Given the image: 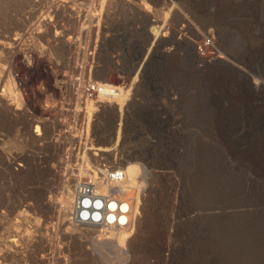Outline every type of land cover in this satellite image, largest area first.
Here are the masks:
<instances>
[{
	"label": "rangeland",
	"instance_id": "obj_1",
	"mask_svg": "<svg viewBox=\"0 0 264 264\" xmlns=\"http://www.w3.org/2000/svg\"><path fill=\"white\" fill-rule=\"evenodd\" d=\"M74 1L103 9L98 39L76 42L95 59L68 37L85 14H62L64 37L24 42L27 66L12 36L34 0H0V264H264V0ZM210 34L220 57L196 50ZM81 75L130 88L87 141L68 111ZM84 158L112 174L105 230L68 209Z\"/></svg>",
	"mask_w": 264,
	"mask_h": 264
},
{
	"label": "built area",
	"instance_id": "obj_2",
	"mask_svg": "<svg viewBox=\"0 0 264 264\" xmlns=\"http://www.w3.org/2000/svg\"><path fill=\"white\" fill-rule=\"evenodd\" d=\"M33 3L34 4L31 10L35 16L34 22L36 24L24 31L15 32L12 36V40L16 45V48L19 47L18 52L23 55V61L27 66L32 65V57L36 51L32 44H24V42L26 43L27 39H33L43 35V25L46 29L51 31L54 30L57 38L64 37V34L69 32V30L65 27L64 20L62 19L63 15L66 17L68 16L70 19H73L75 22L77 21V23L80 24V19L83 13L85 14L83 24L87 22V26H83V24H81L80 32H76V34L73 33L70 36L68 35V37L71 40H75V48H78L79 51L83 50L88 57L95 59L100 47L98 42H96L93 47H81L80 44L77 46L76 42L83 37L92 36L94 31L96 34L95 39H98L103 18V9L94 10V6L91 5V7L88 8L81 7L80 13L76 14V6L78 4H82L84 6L83 2L74 0H34ZM43 6H45L44 10ZM74 12L75 15L73 17ZM60 22L63 24L60 29H57L58 27L56 25ZM195 46L198 54L203 57L207 58L218 54V51L214 47L215 38L213 37V34L204 37L200 43L195 42ZM13 48L15 47H12L11 50ZM217 56L219 57V55ZM80 68L81 70H84V67L81 66ZM71 86L73 94L70 98L72 101L69 103L68 111H71L75 115L78 114L83 116L84 120L79 131H86V141L89 139L90 131H92L93 118L100 110L99 105L103 103L117 102L123 92H127L130 89L124 82L120 85L105 84L89 79L84 80L83 75L75 77ZM50 118L51 117L48 119ZM43 129L44 126L42 122L35 125V131H43ZM104 167L108 168L107 166ZM87 202L90 203L87 198L83 199V207H90L92 205ZM78 217L86 220L90 216L85 215V210H83L79 214L76 213V218L78 219Z\"/></svg>",
	"mask_w": 264,
	"mask_h": 264
},
{
	"label": "bare ground",
	"instance_id": "obj_3",
	"mask_svg": "<svg viewBox=\"0 0 264 264\" xmlns=\"http://www.w3.org/2000/svg\"><path fill=\"white\" fill-rule=\"evenodd\" d=\"M219 57H220V55H219ZM218 62L219 63H222V64H224V63H230V62H228L226 60H222V59H219ZM233 64H231V65H233ZM248 81L250 83V80H248ZM251 82L253 83V85L255 87L261 86V83H262L259 80H257V78L256 79H251ZM6 114H8V113H6ZM1 116H2V114H1ZM83 160H84V163L87 162L88 167L80 166V169L79 170H80V172H81L82 175L83 174H87V175H85L87 177L85 178V180H79V181H77V179H75L77 181V187H76V190L75 191L74 190L72 191L71 189L66 190V191H68L69 195L72 197L71 200L68 201V204L67 203L66 204L69 205L68 206L69 207L68 209H72L73 212L79 214L80 212H82L83 210H85V215H89L90 216L85 221H83V219L80 218V217H78V219L75 217L78 220V221H73V223L75 225L79 226L80 224H87V225H89L91 227H95V230H93V231L99 230L98 228H96V226H100V227L104 228V230H105L108 227H110V224L114 220V216H115L114 211L117 209L116 195H115L116 194V192H115V186H114V182H113V180L111 178V175L112 174H111L110 169L101 168V167L95 168V166H93L91 163H88L90 161L87 158H84ZM10 168H12V167H10ZM66 185H67V183H66ZM95 186H98L99 187L97 193H95L96 190L94 191ZM85 198H87L88 201L90 202V203L87 202L88 204H92L90 207L89 206L88 207H83L82 201ZM65 201H67V200H65ZM64 212H65V209H64ZM66 215H68V214H66ZM99 215L102 216L101 220L99 222L94 221V218H97ZM97 223H99V224L97 225ZM2 255H4V254H2Z\"/></svg>",
	"mask_w": 264,
	"mask_h": 264
}]
</instances>
